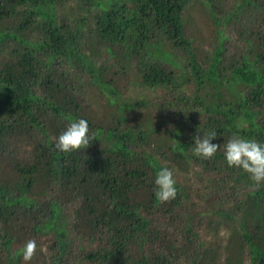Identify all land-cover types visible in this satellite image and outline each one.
I'll return each instance as SVG.
<instances>
[{
	"label": "trees",
	"instance_id": "16d2710c",
	"mask_svg": "<svg viewBox=\"0 0 264 264\" xmlns=\"http://www.w3.org/2000/svg\"><path fill=\"white\" fill-rule=\"evenodd\" d=\"M69 118L93 138L59 152ZM212 129L214 157L193 156ZM233 135L264 142V0H0V264H66L73 243L80 264H264V181L226 165ZM160 166L213 178L204 194L175 181L159 202ZM203 222L222 247L197 249Z\"/></svg>",
	"mask_w": 264,
	"mask_h": 264
},
{
	"label": "clouds",
	"instance_id": "9594fccd",
	"mask_svg": "<svg viewBox=\"0 0 264 264\" xmlns=\"http://www.w3.org/2000/svg\"><path fill=\"white\" fill-rule=\"evenodd\" d=\"M217 137L214 129L200 133L192 138V155L203 160L214 157L217 143L212 140ZM93 136L89 133L88 122L84 118H69L66 127L58 133L53 147L59 152H73L84 149ZM223 157L226 165L238 168L248 174L254 187H259L264 181V142L241 136H230L223 145ZM153 196L159 202H167L176 197L177 189L173 171L167 166H160L153 177ZM36 242L28 239L19 250L25 262L32 259L36 251Z\"/></svg>",
	"mask_w": 264,
	"mask_h": 264
},
{
	"label": "rangeland",
	"instance_id": "374dc122",
	"mask_svg": "<svg viewBox=\"0 0 264 264\" xmlns=\"http://www.w3.org/2000/svg\"><path fill=\"white\" fill-rule=\"evenodd\" d=\"M192 14L193 16H196L198 14V16L200 17V19L198 20V25L209 28L210 30L209 34L206 36H204L201 32H199L200 37H201L202 46L204 48H208L209 44L212 42V34L215 28L214 26L215 24L213 20L210 18V16L207 13L203 12L201 9L197 11H193ZM192 22L193 23H191V20L189 17L187 21L188 27L190 28L194 27L195 21L192 20ZM239 32H240L239 28L232 27L224 31L223 33L224 36H227V40L225 39L224 43L227 45L230 51L234 50V48L237 49L240 46ZM193 167L195 166L188 167L189 169L185 173H182L181 171L176 172V174L174 175V179L177 184L181 186L183 185H188L189 187L193 186L196 188V190H198V192L204 194L207 187L209 186V176L211 178H213V176L212 175L208 176V173L203 170L201 171V173H199L198 168H195L196 172H194ZM192 199L195 202V204L192 206V209H190V211L192 213H195L197 210L201 211L202 208L204 207L203 205L204 200L199 199V197H196L194 194H192ZM62 218H63L62 222L66 225L67 229L70 230L72 217L71 215H69V212L62 214ZM195 232L197 233V236H198L194 240V242H197L196 244H198L197 249H200V250L205 249V248L215 249L219 246L222 247L223 244L225 243L224 240H225L226 232L223 229L222 230L220 229L217 233L212 227H208L205 224V222H203L202 225L196 227ZM214 232L217 234H215ZM45 237H49V236H45ZM45 237L42 236L41 240L44 241ZM69 238L73 239L75 242L79 241L78 237L76 236V233L74 234L70 232ZM47 243L48 242H45V241L41 243V246L45 250L46 253L48 252V249L46 247ZM71 246H72L71 249H73V251L72 253L69 254L70 256L68 259L65 260V263L66 264H75V263L80 264V257H79L80 252L75 246V243H73ZM85 261L87 262L86 259Z\"/></svg>",
	"mask_w": 264,
	"mask_h": 264
}]
</instances>
